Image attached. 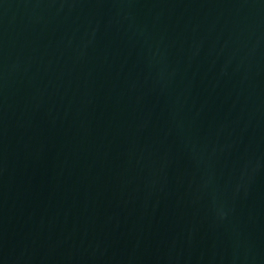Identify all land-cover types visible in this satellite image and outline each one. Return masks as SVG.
Returning <instances> with one entry per match:
<instances>
[{"label":"water","instance_id":"water-1","mask_svg":"<svg viewBox=\"0 0 264 264\" xmlns=\"http://www.w3.org/2000/svg\"><path fill=\"white\" fill-rule=\"evenodd\" d=\"M0 264H264V0H0Z\"/></svg>","mask_w":264,"mask_h":264}]
</instances>
